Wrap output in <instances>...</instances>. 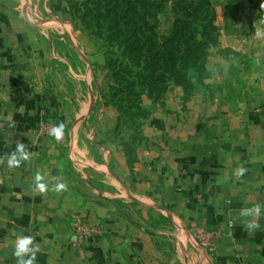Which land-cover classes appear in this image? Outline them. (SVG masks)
Masks as SVG:
<instances>
[{
    "label": "crops",
    "instance_id": "1",
    "mask_svg": "<svg viewBox=\"0 0 264 264\" xmlns=\"http://www.w3.org/2000/svg\"><path fill=\"white\" fill-rule=\"evenodd\" d=\"M52 1L0 0V264H16L21 234L40 245L36 264H164L147 213L190 229L209 264H264V40L254 37L264 0H215L220 44L207 89L184 98L173 88L152 105L132 162L114 138L115 112L97 108L96 75L82 60L96 57ZM51 122L65 125L61 142L42 131ZM18 142L33 155L10 169ZM36 173L46 194L33 192ZM60 182L68 190L52 191ZM255 204L261 227L249 234L243 222L254 217L240 210ZM77 222L104 234L79 242ZM194 225L217 233L214 251L199 246Z\"/></svg>",
    "mask_w": 264,
    "mask_h": 264
},
{
    "label": "trees",
    "instance_id": "2",
    "mask_svg": "<svg viewBox=\"0 0 264 264\" xmlns=\"http://www.w3.org/2000/svg\"><path fill=\"white\" fill-rule=\"evenodd\" d=\"M57 3L67 7L73 22L81 20L86 29L105 38L111 48L105 53L108 56L105 68L116 86L112 89L115 97L121 96L120 105L128 98L124 94L132 88L125 76L132 73L128 74L125 63L114 61L118 56L116 50L127 51L133 61L143 65L141 87L159 97L166 91V73L172 74L178 85L186 87L183 73L205 65L207 42L201 34L200 19L205 14L210 23L214 20L215 0H86L82 4L76 0H57ZM169 3L173 7V26L168 35L160 36L159 15ZM125 153L129 162L134 161L135 151L125 150Z\"/></svg>",
    "mask_w": 264,
    "mask_h": 264
},
{
    "label": "rangeland",
    "instance_id": "3",
    "mask_svg": "<svg viewBox=\"0 0 264 264\" xmlns=\"http://www.w3.org/2000/svg\"><path fill=\"white\" fill-rule=\"evenodd\" d=\"M85 1L86 0H76V3L82 4L85 3ZM56 3L57 0L52 1L53 5L50 7L53 15H55L54 5ZM214 10L215 18L211 23L205 19V14H203L202 17L201 14H199V17H201L200 20L202 21L201 34L203 39L207 42V57L204 67H201L199 70H189L187 74L183 73L184 77H186V87L178 85L175 77L173 78L172 74L166 73L164 75L166 91L164 94L160 95V97L150 92L151 90L141 87L143 82V72H141V69L143 65H138L137 62L133 61L127 51L122 52L121 50H116L117 48L114 46L117 51L116 54L118 55L113 58L114 61L117 59L119 61L118 64H121V62L125 63V66H127L129 70L128 74L130 72L132 73L130 77L125 76L126 83L132 86V88L126 95L124 94V97L128 98L123 100L122 105L118 102L121 96H119V98L117 96L115 97V92L113 93L112 91L116 86L112 81L111 73L105 68L108 57L105 53L111 49L106 43L105 38L99 36L96 32L86 29L81 20L73 22V18L71 19L69 15L63 16V20L66 22L65 24L70 26V29L77 39L81 36L85 37L83 39L84 42H82V38H80L79 46L84 48L88 46L90 50L88 56L93 58L96 57L95 61L90 60L89 57V60L83 57L82 60L84 62L88 61L87 63L90 64V67L96 75L95 94L98 97L97 108H109L115 112L114 138L122 147L123 151H135L142 139L143 128L151 117V106L163 105L166 96L173 88L180 89L184 98H190L207 89V61L211 53H213L220 44V29L217 25L216 7ZM58 15L61 18V15ZM158 20V35H168L174 22V13L171 3L161 12ZM63 44L62 47L67 52H71L67 40L66 42L64 41ZM146 217L148 220L147 224L150 226L151 236L153 241L157 244L164 264H209L205 253L196 245L190 229L185 228L178 220L168 215L156 218L150 213H147Z\"/></svg>",
    "mask_w": 264,
    "mask_h": 264
},
{
    "label": "clouds",
    "instance_id": "4",
    "mask_svg": "<svg viewBox=\"0 0 264 264\" xmlns=\"http://www.w3.org/2000/svg\"><path fill=\"white\" fill-rule=\"evenodd\" d=\"M264 9V4L261 5ZM264 24V18L260 19L259 23L256 21L254 23L255 33L254 37L256 39L264 40V30L259 26ZM10 127H15V124H11ZM50 135L55 138L57 142H61L65 135V125L60 123L59 125L52 127ZM33 154L26 150V145L18 142L16 144V149L8 156V168H19L22 161L30 160ZM247 172V169L243 166L238 167L234 170V174L237 178L243 177ZM57 179H61L57 178ZM44 177L36 173L35 174V184L33 187L34 193L46 194L49 191L48 184L43 182ZM56 193H61L68 190V185L64 182L56 183L51 189ZM261 204H255L251 208H244L240 210V215L244 217H254L252 220H247L243 222V228L249 234L260 229L261 225L257 222L261 215ZM231 224V222H230ZM41 251L40 245L35 243V237L32 235H19L17 236L14 244V249L12 255L16 259V264H36L37 254Z\"/></svg>",
    "mask_w": 264,
    "mask_h": 264
},
{
    "label": "built area",
    "instance_id": "5",
    "mask_svg": "<svg viewBox=\"0 0 264 264\" xmlns=\"http://www.w3.org/2000/svg\"><path fill=\"white\" fill-rule=\"evenodd\" d=\"M57 126L56 123L51 122L42 126V131L50 135L52 127ZM75 234L79 242L95 239L103 236L104 228L100 223L86 224L83 222L75 223ZM193 235L202 249L210 252L214 251L212 240L217 236L215 232H209L196 225L193 226Z\"/></svg>",
    "mask_w": 264,
    "mask_h": 264
}]
</instances>
